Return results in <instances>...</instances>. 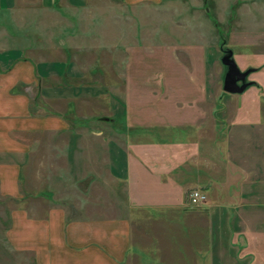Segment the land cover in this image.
<instances>
[{"label":"rangeland","instance_id":"374dc122","mask_svg":"<svg viewBox=\"0 0 264 264\" xmlns=\"http://www.w3.org/2000/svg\"><path fill=\"white\" fill-rule=\"evenodd\" d=\"M8 11V19H0V51L15 48L36 63L54 62L53 68L46 65L42 70L49 67L55 78L42 81L41 86L72 90L69 100L62 99L61 92L54 108L49 107L67 112L69 105L71 113L66 118L72 130L74 124H86L88 136L96 129L101 130L98 139L123 140L127 138L124 125L113 128L116 122L122 123L123 111L125 119L128 113L125 130H132L134 125L155 129L165 121L162 112L181 104L213 108L215 134L219 135L214 159L222 163V174L215 175L209 203L236 206L231 210L236 218L245 213L256 219L264 217V175L235 172L238 166L247 170L255 159L258 171L264 170V0H134L132 4L124 0L75 4L54 0L48 8L40 0H17ZM29 49L35 57L26 51ZM226 49L232 51L241 71L253 69L247 77L253 84L241 94L222 89L225 67L221 57ZM21 91L31 105L40 101L39 92L29 84L21 85ZM234 127L243 134L241 157L225 142L227 130ZM151 136L158 137L156 130ZM108 178L97 175V183L91 184L93 179L77 172L23 175L24 193H20L30 195L41 182L40 189L50 193L48 197L67 211L66 216L76 217L73 205L90 200L98 203L101 219L111 215L101 211L110 205V196L104 193L110 192ZM223 179L226 183L220 182ZM250 186L253 193L246 195ZM22 207L30 217L38 203L29 197L17 200L0 195V264H37L27 242L18 238L14 245L8 239L11 213Z\"/></svg>","mask_w":264,"mask_h":264},{"label":"crops","instance_id":"0c3cea01","mask_svg":"<svg viewBox=\"0 0 264 264\" xmlns=\"http://www.w3.org/2000/svg\"><path fill=\"white\" fill-rule=\"evenodd\" d=\"M13 2L17 0H0V19H8ZM40 2L47 8L54 4V0ZM47 15L54 17V12ZM26 51L36 56L34 50ZM46 65L53 68L54 62L36 63L15 48L0 51V195L29 197L38 203L30 217L23 207L13 210L11 243L17 244L18 238L27 242L37 264H264V217L245 213L236 218L231 214L236 206L209 203L215 175L222 174V163L214 159L219 135L213 108L181 104L162 112L165 121L155 129L134 125L132 130H125L128 113L125 119L123 111L122 123L113 128L124 125L127 138L98 139L101 130L88 136L86 124H74L72 130L66 118L69 105L67 112L53 109L60 93L69 100L72 90L47 85L55 77L49 67L42 70ZM24 84L39 92L40 101L30 104L21 91ZM199 115L205 117L194 118ZM155 130L158 137H150ZM241 132L239 127L229 128L225 138L240 157ZM258 164L255 159L247 170L238 166L235 172L264 175ZM72 172L88 175L91 184L97 183V175L109 176L110 192L104 193L110 196V205L101 211L110 212V217L99 219L98 203L90 200L73 205L76 217L66 216L50 193L40 189L41 182L30 195L21 194L23 175ZM192 189L203 191L207 203L191 207L187 195ZM244 193L252 195L251 186Z\"/></svg>","mask_w":264,"mask_h":264},{"label":"water","instance_id":"95a60500","mask_svg":"<svg viewBox=\"0 0 264 264\" xmlns=\"http://www.w3.org/2000/svg\"><path fill=\"white\" fill-rule=\"evenodd\" d=\"M221 63L225 67L222 83V89L225 93L241 94L253 84V82L247 81V77L253 69L241 71L235 63L230 49L224 50Z\"/></svg>","mask_w":264,"mask_h":264},{"label":"built area","instance_id":"2783aa9c","mask_svg":"<svg viewBox=\"0 0 264 264\" xmlns=\"http://www.w3.org/2000/svg\"><path fill=\"white\" fill-rule=\"evenodd\" d=\"M187 200L191 206L201 205L206 201V194L200 189H193L188 193Z\"/></svg>","mask_w":264,"mask_h":264}]
</instances>
